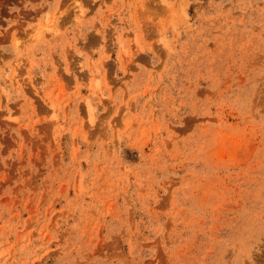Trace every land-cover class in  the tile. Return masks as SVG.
<instances>
[{"label": "rangeland", "instance_id": "obj_1", "mask_svg": "<svg viewBox=\"0 0 264 264\" xmlns=\"http://www.w3.org/2000/svg\"><path fill=\"white\" fill-rule=\"evenodd\" d=\"M0 264H264V0H0Z\"/></svg>", "mask_w": 264, "mask_h": 264}]
</instances>
